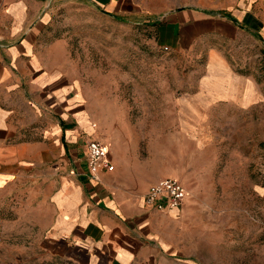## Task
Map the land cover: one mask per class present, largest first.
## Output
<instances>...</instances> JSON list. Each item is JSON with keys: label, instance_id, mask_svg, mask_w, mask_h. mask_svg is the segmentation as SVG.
I'll list each match as a JSON object with an SVG mask.
<instances>
[{"label": "crops", "instance_id": "1", "mask_svg": "<svg viewBox=\"0 0 264 264\" xmlns=\"http://www.w3.org/2000/svg\"><path fill=\"white\" fill-rule=\"evenodd\" d=\"M87 1L115 20L136 18L153 30L152 41L167 53H193L190 59L204 60L198 81H190L194 90L177 103L183 135L190 137L199 125L213 123L219 109L226 123L252 125L246 132L250 140L260 137L264 0ZM62 3L0 0V202L11 196L18 203L28 184L27 202L37 203L29 211L45 245L73 263H206L196 256L195 246L191 256L181 255L178 238V223L201 202L187 190L180 209L161 212L149 207L144 195L162 178H177L195 189L212 186L210 180L150 172L129 133L114 130L99 139L87 130L96 124L85 110L74 111L84 90L70 79L59 30ZM93 139L109 146L114 165L112 171L102 169L99 179L90 176L86 159ZM53 157L59 160L52 163ZM259 160L253 187L264 203V175H259L264 159ZM260 208L258 222L264 225V206L262 212Z\"/></svg>", "mask_w": 264, "mask_h": 264}, {"label": "rangeland", "instance_id": "2", "mask_svg": "<svg viewBox=\"0 0 264 264\" xmlns=\"http://www.w3.org/2000/svg\"><path fill=\"white\" fill-rule=\"evenodd\" d=\"M62 4L59 30L66 41L70 79L84 90L74 111L85 110L96 124L87 130L97 132L99 139L114 130L127 132L150 172L182 173L212 184L187 188L201 204L195 202V210L178 223L181 255H190L195 246L196 256L206 263L167 264H264V225L258 222V206L262 212L264 203L253 187L257 159H264V125L259 126L260 137L250 140L246 132L252 125L226 123L217 109L213 123L199 125L200 131L190 137L183 135L177 103L194 90L190 81H198L204 60L190 59L193 53H167L152 41L153 30L134 17L115 20L93 10L87 0ZM57 160L53 157L52 163ZM28 186L18 203L11 196L0 202V264H79L45 245L29 211L37 203L27 202Z\"/></svg>", "mask_w": 264, "mask_h": 264}, {"label": "built area", "instance_id": "3", "mask_svg": "<svg viewBox=\"0 0 264 264\" xmlns=\"http://www.w3.org/2000/svg\"><path fill=\"white\" fill-rule=\"evenodd\" d=\"M87 163L90 176L99 179L102 169L112 171L114 165L109 156V146L98 140H90L87 144ZM188 191L181 180L177 178H162L149 187L144 195L145 203L158 211L180 209L187 197Z\"/></svg>", "mask_w": 264, "mask_h": 264}]
</instances>
